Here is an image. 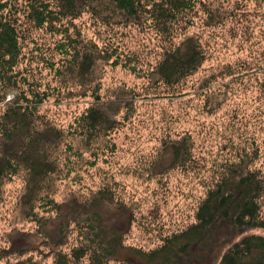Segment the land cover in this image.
Instances as JSON below:
<instances>
[{
	"label": "trees",
	"instance_id": "obj_1",
	"mask_svg": "<svg viewBox=\"0 0 264 264\" xmlns=\"http://www.w3.org/2000/svg\"><path fill=\"white\" fill-rule=\"evenodd\" d=\"M211 2L0 0V194L7 181L23 173L26 181L24 203L32 206V213L34 202L42 199L49 217L52 219L53 212L59 216L57 235L61 239L56 241L52 232L47 230L50 218L33 213L44 241L55 254L52 264H82L84 260L88 264H107L112 260L125 264H188L192 259H202L209 246H219L216 230L220 226L236 232L264 229L261 206L264 169L245 160L248 156L246 150L238 151V161L230 159L216 171L197 206L195 221L149 251L125 244V235L134 216L125 205L116 201V189L108 180L102 179L97 189L88 195L81 193L60 202L52 196L51 181L64 172L65 167L70 170L73 164L71 156L64 154L67 151L72 154L75 149L70 142L66 143L64 131L52 125L39 111L47 100L61 94V87L32 80L31 64L38 59L33 54L41 48L38 36L48 33L56 38L54 46H49V54L43 51L39 57L50 67V73L57 79L56 84L64 89L71 84L84 89L85 94L91 91L94 96L95 104L84 111L75 121L76 127H72L76 134L85 135L88 141L100 134L112 133L117 127L119 109H122L121 102H109V97L101 95L100 81L93 84L100 61L109 63L115 57L119 62L124 57L122 60L128 66L140 56L133 54L135 57H132V52L124 49L126 45L120 33L126 36L125 31L130 28L154 31L155 37L161 40L158 59L152 63L151 70H142V66L139 69L137 65H133L132 70L151 74L156 92L164 89L163 92L182 95L180 84L197 73L208 59L207 44L202 36L190 34L188 29L193 25L195 12L204 9L202 5H214V0ZM206 9V25L212 27L232 22L237 16L235 12H220L218 7ZM85 13L98 33V40L85 36L78 25ZM245 52L241 46L240 53L244 58L239 59L236 67L247 75L252 72L261 74L262 78L258 76L256 80L264 95V46L243 56ZM26 59L29 67L21 70ZM232 69L229 67V71ZM189 143V136L172 138L169 144L171 167H192L194 157ZM109 147L111 151L116 148L114 144ZM96 163L91 162L92 165ZM112 204L127 212L126 216L123 213L122 227H117L116 220L105 211V207ZM73 230L77 232V244L66 252L63 247ZM8 252V249L0 251V258L10 256ZM18 255L15 264H41L30 251H19ZM212 264H264V235L250 234L229 243Z\"/></svg>",
	"mask_w": 264,
	"mask_h": 264
},
{
	"label": "rangeland",
	"instance_id": "obj_2",
	"mask_svg": "<svg viewBox=\"0 0 264 264\" xmlns=\"http://www.w3.org/2000/svg\"><path fill=\"white\" fill-rule=\"evenodd\" d=\"M202 6L204 9L195 12L188 33L202 36L208 59L197 73L180 84L182 95L163 92L164 89L156 92L151 74L132 70L133 65L151 70L152 63L158 59L161 40L154 31L130 28L129 33L124 30L126 36L120 33L126 45L124 49L132 52L128 54L140 56L128 66L122 60L124 57L119 62L115 57L109 63L100 61L97 66L93 84L100 81L101 95L109 97V102H121L122 109L115 130L96 139L86 141L85 135L76 134L73 129L77 118L95 104L91 91L85 94L84 89L71 84L66 89L57 85L48 64L39 59L41 52L49 54V46H54L56 38L48 33L38 36L41 48L33 54L38 58L36 63H32L31 54L28 57L34 82L61 87V94L47 100L39 111L64 131L66 143L70 142L75 149L70 154L64 146V152L67 151L64 156L70 155L73 164L70 170L65 167L51 181L53 198L60 202L81 193L88 195L102 179L108 180L116 189V201L134 216L125 244L145 251L159 247L166 237L195 221L197 206L208 184L223 163L240 159L238 151L246 150L245 160L264 169V95L256 80L262 76L254 72L247 75L236 67L239 59L244 58L241 46L246 50L243 56L264 46V0H214V5ZM207 7H218L227 14L235 12L236 19L208 26ZM79 21L85 36L99 39L88 14ZM29 62L23 61L20 69L29 67ZM231 66L233 69L229 71ZM180 136L190 137L194 157L191 168L171 167L169 144L172 138ZM111 144L116 146L114 151L109 147ZM92 161L97 163L92 165ZM25 182L20 173L3 185L0 194V251H10V256L0 258V264H15L19 251H30L41 264H52L55 254L49 250L38 222L33 219V213L50 218L47 206L42 199L36 200L32 213V206L24 203ZM261 206L264 217V198ZM105 211L116 220L117 227L123 226V213L127 215L123 207L107 205ZM60 221L53 212L47 230L56 241L61 239L57 235ZM216 233L219 246H209L202 259H192L188 264L215 263L229 243L250 234L264 235V229L236 232L220 226ZM76 235L75 230L70 233L64 251L69 252L77 244ZM107 264L125 263L112 260Z\"/></svg>",
	"mask_w": 264,
	"mask_h": 264
}]
</instances>
